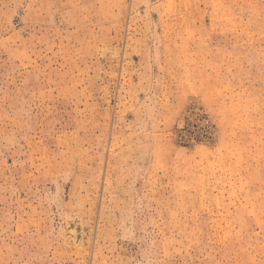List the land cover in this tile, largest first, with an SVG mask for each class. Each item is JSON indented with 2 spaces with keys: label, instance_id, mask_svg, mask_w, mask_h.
I'll use <instances>...</instances> for the list:
<instances>
[{
  "label": "rangeland",
  "instance_id": "rangeland-1",
  "mask_svg": "<svg viewBox=\"0 0 264 264\" xmlns=\"http://www.w3.org/2000/svg\"><path fill=\"white\" fill-rule=\"evenodd\" d=\"M0 264H264V0H0Z\"/></svg>",
  "mask_w": 264,
  "mask_h": 264
}]
</instances>
